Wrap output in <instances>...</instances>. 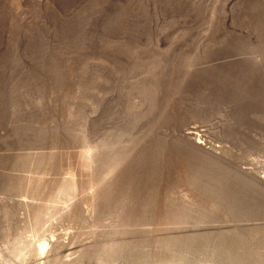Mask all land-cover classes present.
<instances>
[{
  "label": "rangeland",
  "instance_id": "obj_1",
  "mask_svg": "<svg viewBox=\"0 0 264 264\" xmlns=\"http://www.w3.org/2000/svg\"><path fill=\"white\" fill-rule=\"evenodd\" d=\"M0 264H264V0H0Z\"/></svg>",
  "mask_w": 264,
  "mask_h": 264
}]
</instances>
